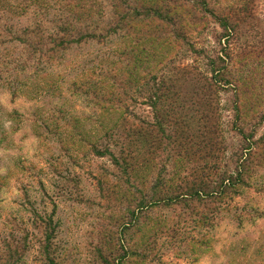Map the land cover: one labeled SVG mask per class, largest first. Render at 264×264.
Segmentation results:
<instances>
[{
	"label": "rangeland",
	"instance_id": "rangeland-1",
	"mask_svg": "<svg viewBox=\"0 0 264 264\" xmlns=\"http://www.w3.org/2000/svg\"><path fill=\"white\" fill-rule=\"evenodd\" d=\"M67 2L0 0V264H264V145L221 196L164 201L151 188L160 169L178 183L203 162L179 139L144 134L141 88L162 74L195 104L182 114L203 103L224 139L219 172L233 175L236 118L252 141L264 136V0L186 5L182 38L143 17L147 7L105 38L111 1L86 0L82 21ZM67 21L86 36L59 50L52 28ZM35 26L44 32L22 34Z\"/></svg>",
	"mask_w": 264,
	"mask_h": 264
},
{
	"label": "trees",
	"instance_id": "trees-1",
	"mask_svg": "<svg viewBox=\"0 0 264 264\" xmlns=\"http://www.w3.org/2000/svg\"><path fill=\"white\" fill-rule=\"evenodd\" d=\"M66 1H68L67 6L70 12L73 14L80 13L78 18L75 17L74 19L81 21L89 19L90 13L86 14V12L91 11V8H88L89 6L86 7V0ZM108 1H111L110 6L115 9L114 17L116 20H112L113 22L111 24H107L109 30L100 32L101 35H105V38H107V36H109L112 32L122 29L124 26H129L130 28L131 23L139 16L137 12L139 7L140 9L147 7L143 13V17L145 16L146 18L151 17V19H156L173 37L182 38L184 35V32L180 33L181 31H184V25H182V11L185 9L186 5L195 6L197 4V0H169V2H171L170 6L165 5L164 7H155L152 4L149 5L150 0H132L135 2V5H130L128 2L129 0ZM199 1L200 0H198V2ZM126 20H128L129 23H124ZM133 24H136V22ZM85 30L87 31L86 28ZM27 31H29L28 28L24 29L22 34H42L44 32L40 26H35V28L30 32ZM52 31L55 33V37H57L52 42L54 43V47L59 50H65L66 46L72 40V37L77 38V40H81L86 36V33H82V30L80 29H75V25L68 21L59 25V27L53 26ZM95 31H97V29ZM60 33L62 35H60ZM91 36L94 37L92 34ZM184 70L185 69H180V73L182 76L186 77L185 72H183ZM213 70L215 73V69ZM216 72H218L216 76H221L219 69L216 70ZM150 79L151 81H154L151 89L152 91L148 89L149 85L147 82H143L142 84L144 85L141 87L145 88L147 86V88H145V94H149L145 97L147 102L145 104H147L152 110L150 112L152 116L151 122L144 123L147 131V133L144 134L151 137L153 141L158 139L159 142H161L162 139L168 141H171V139H179L180 143L185 146L184 152L187 156L192 155L195 157L198 155V159L203 162L201 167H196L188 172L189 174L186 173L185 176L179 178L177 180L178 183L175 181V176H180L178 172L171 174L165 168H162L160 169L158 180H154V184L151 188L157 189L160 187V189H165L162 190L163 196H165L163 199L164 201H175L177 199H184V201H186L192 197L202 199L203 197L207 198L208 196H221L222 193H225L226 188L237 185L238 181L243 178L242 176L245 173V165L249 161L247 158L253 154L255 146L259 143L264 145V136L257 141L258 143L256 141H252L254 131L247 135V130L245 129L244 124L240 125L239 123L241 119L237 117V123H234V129L239 132L243 140L238 145L234 154L232 152L231 157L228 158L229 164H232L235 167L232 171L234 174L231 175L227 170L219 172L218 166L223 158L221 156L224 154L225 146L224 139H222L219 134L218 128H215L214 121H211V118L208 115L211 111L203 108L205 105L201 103V105H198V108L194 107L190 109V112L192 111L193 114L198 116L193 117V115L182 114L181 112L185 108L184 106L189 108V104L190 106L195 104L191 101L188 103H186L187 101H183L184 97L182 98V91L180 88L173 85L170 79L168 80L164 78L162 74L159 78H154L153 76ZM165 102L167 103L166 109ZM182 103L188 105L184 104L182 106ZM158 106H162L164 111L160 112ZM180 109L181 112L179 111ZM199 114L203 116H199ZM200 120L202 121L200 122ZM168 129H171V132L173 133L170 136L166 133ZM142 132V130L137 131V135H139V138L144 137L143 141L146 142L147 138ZM135 134L136 133H133L132 135ZM124 152L125 150L122 151V154ZM201 153L204 154L201 156L199 155ZM217 160L218 163H216ZM209 161H213V165H209ZM122 163L123 165L121 169L123 173L126 174V171L132 170L131 164H129L125 159H122ZM227 165L228 164L226 163L224 164L225 167ZM165 176H168V179H165ZM211 176H214L217 180L214 185H216L215 189L219 192H216L214 188L208 190V184L212 183H206V181L209 180ZM167 187L169 188L166 190Z\"/></svg>",
	"mask_w": 264,
	"mask_h": 264
}]
</instances>
